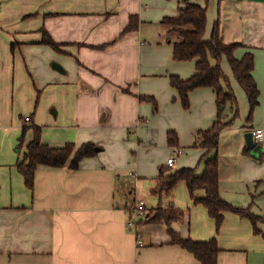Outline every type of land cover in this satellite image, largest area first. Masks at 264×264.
<instances>
[{"label":"crops","instance_id":"0c3cea01","mask_svg":"<svg viewBox=\"0 0 264 264\" xmlns=\"http://www.w3.org/2000/svg\"><path fill=\"white\" fill-rule=\"evenodd\" d=\"M185 1L204 4L0 0V264H197L192 253L170 243L164 223L142 222L139 245L126 225L138 200L147 208H181L183 215L171 228L195 240L215 237L217 264H264V221L255 233L248 217L226 211L216 229L184 181L167 193L152 191L160 167L165 173L196 167L200 174L204 160L217 153L221 198L264 217V135L257 154L245 151L244 138L254 128L264 132V0H208L204 39L218 20L223 41L244 46L236 58L253 54L259 90L247 121L246 94L221 58L238 114L220 132L217 151L209 153L193 143L222 108L214 89H192L184 108L170 84V75L185 79L196 71V59L173 58L161 23ZM132 15L137 27L124 31ZM45 31L55 46L43 41ZM142 96L154 97L156 112ZM226 105L223 121L233 116L231 103ZM24 117L41 127V140L50 146L90 141L97 152L75 169L38 166L29 189L16 168L21 155L14 151ZM170 130L177 133L175 145L168 143ZM32 137L27 130L25 143ZM170 157L172 166L166 164ZM204 196L203 189L194 191L195 198Z\"/></svg>","mask_w":264,"mask_h":264},{"label":"trees","instance_id":"16d2710c","mask_svg":"<svg viewBox=\"0 0 264 264\" xmlns=\"http://www.w3.org/2000/svg\"><path fill=\"white\" fill-rule=\"evenodd\" d=\"M207 4L208 0H204L202 5L185 1V5L178 9L177 14L163 17L161 23L166 29V34H168L167 40L173 43V58L179 61L196 59V71L188 78L182 79L178 75H170V84L177 90L182 106L184 108L189 107V92L201 86L212 87L216 93L218 107L222 106L218 109L216 121L210 127L195 133L194 146L198 145L206 153H209L217 151L220 132L225 126L232 124L238 114V103L230 86L229 78L220 65L221 58L227 59L233 77L246 94L249 105L247 121H251L254 109L258 105L259 90L252 75L253 54L248 51L241 58H236L235 51L244 46L239 42H224L218 20L214 22L209 39H204ZM137 23V16L132 15L124 31L135 29ZM43 41L55 46L54 41L46 31L43 34ZM211 58L215 60L214 65L210 63ZM141 98L150 101L153 104V111H157L158 105L154 97L142 96ZM227 102H230L233 107V116L229 121H223L222 112ZM29 129H32L33 137L25 143V135ZM167 140L170 145H175L177 133L173 130L168 131ZM16 148L19 154L20 150L23 149L16 162V168L22 174L24 183L29 189L33 186L34 174L38 166L54 168L68 166L75 169L83 158L93 156L97 152L96 145L90 141L80 145L67 142L62 146H50L42 142L41 127L30 122V117L29 121L22 126ZM218 167L217 153L204 160V168L200 174L196 172V167L182 168L172 173H165L167 169L162 166L152 191L156 194L167 193L179 181H184L193 201L202 203L207 208L208 214L215 220L216 229L223 221L224 213L232 211L248 217L253 224L254 232L259 233L258 222L264 221V217L250 213L248 208L235 207L221 198ZM199 188L205 191L203 198L194 197V191ZM182 215L183 210L174 205H158L148 208V216L142 222L164 223L167 226L170 243L178 244L192 253L198 260L197 264H217L220 247L215 237L207 240H195L189 236L183 237L171 228V223L181 218Z\"/></svg>","mask_w":264,"mask_h":264},{"label":"built area","instance_id":"2783aa9c","mask_svg":"<svg viewBox=\"0 0 264 264\" xmlns=\"http://www.w3.org/2000/svg\"><path fill=\"white\" fill-rule=\"evenodd\" d=\"M29 121V117H24L23 118V123ZM252 131L253 134V139L256 144H260L264 135L263 129L261 128H254ZM177 153H180L182 149H176L175 150ZM173 157H170L167 159L166 164L168 166H172L174 163ZM148 216V208L146 207V204L143 200H138L133 208L132 215L127 219L126 225L127 227L135 232L137 242L139 245H142V241L140 239V225L143 221Z\"/></svg>","mask_w":264,"mask_h":264},{"label":"water","instance_id":"95a60500","mask_svg":"<svg viewBox=\"0 0 264 264\" xmlns=\"http://www.w3.org/2000/svg\"><path fill=\"white\" fill-rule=\"evenodd\" d=\"M55 67L60 68L59 65L57 64ZM244 138H245L246 149L250 150L252 153L257 154L258 150L263 149L260 144H256L254 142L252 131L245 132Z\"/></svg>","mask_w":264,"mask_h":264},{"label":"rangeland","instance_id":"374dc122","mask_svg":"<svg viewBox=\"0 0 264 264\" xmlns=\"http://www.w3.org/2000/svg\"><path fill=\"white\" fill-rule=\"evenodd\" d=\"M226 110L228 109V105H226V108H225ZM16 147H17V143H16ZM15 146H14V151H15V149H17ZM96 148H98L97 146H96ZM22 152H23V149H21L20 150V155L22 154ZM19 153L17 152V151H15V155H16V157H17V155H18Z\"/></svg>","mask_w":264,"mask_h":264}]
</instances>
